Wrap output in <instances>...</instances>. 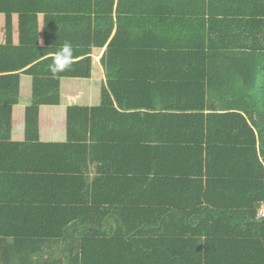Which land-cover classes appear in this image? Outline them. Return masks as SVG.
I'll return each instance as SVG.
<instances>
[{"label":"trees","instance_id":"obj_1","mask_svg":"<svg viewBox=\"0 0 264 264\" xmlns=\"http://www.w3.org/2000/svg\"><path fill=\"white\" fill-rule=\"evenodd\" d=\"M66 44L84 57L53 71L43 57ZM1 50L0 70L26 53L36 82L92 86L60 105L65 141L19 152L57 165L8 167V251L60 240L66 261L28 264H264V0H0Z\"/></svg>","mask_w":264,"mask_h":264},{"label":"crops","instance_id":"obj_2","mask_svg":"<svg viewBox=\"0 0 264 264\" xmlns=\"http://www.w3.org/2000/svg\"><path fill=\"white\" fill-rule=\"evenodd\" d=\"M3 18V17H2ZM5 23V21H3ZM116 31V23L114 24L110 37ZM104 48L100 50L98 55H92L96 62L100 60ZM0 52H3L2 50ZM3 54V53H0ZM58 53L56 51H48L46 55L43 57H58ZM17 59L10 62H3L2 69L0 70V77L13 76L11 80H0V117L4 122H0V146H4L3 150H8L7 155L3 154V157L0 159V214H6L8 211L12 214L11 217H15L20 213L19 210L9 211L4 210L6 207L17 206L12 201L7 202L9 199H15V195L17 193L18 184L15 182L8 181L6 179L7 175H12L13 172L8 171V167L13 166L18 173H23L21 168H25L28 165L32 166H40L42 169L52 168L54 164H58L56 159H43V157L38 155H25V158L20 157L19 152L24 150L27 145H29V150L35 151L33 144L40 142L42 144H48L49 142H62L66 140V128L68 125L66 124V117L64 114H61L62 107L60 105H65L67 103H84L87 100L88 94L91 91L92 86L85 84L80 85H70L69 87L65 84L64 79L59 78L58 81H46L43 83L36 82L35 77L29 74L28 70L40 59H35L30 62H25L27 60L26 53H18L16 54ZM84 56H80L77 58H72L70 61L80 60ZM12 58V55L10 59ZM5 59V60H10ZM0 62H2L0 60ZM90 66H94L93 64H86V68ZM18 67V68H15ZM71 69L72 67H68ZM40 71H48L51 72V67L48 65H43L39 69ZM70 71H73L71 69ZM103 72V70H102ZM55 77V76H53ZM34 80V84L32 81ZM105 79V78H104ZM103 82H105L103 80ZM39 90V93L33 91L34 88ZM87 88L89 91L87 92ZM45 89V91L43 90ZM49 89V90H48ZM44 91V92H43ZM53 93L54 98L48 97ZM16 94H14V93ZM58 92V93H57ZM55 101H59L58 105H49L48 103H54ZM36 103L38 105V114L31 111L30 113L25 112V107H28L31 104ZM45 103V104H44ZM7 107L9 110L7 111ZM46 107H57L58 113L55 111L49 113V110H46ZM46 113V114H44ZM27 119L31 122L34 120L36 122V126L31 125L30 130L26 131L27 128ZM35 128V130H33ZM31 138H28L30 137ZM36 138L37 140H33ZM36 141V142H35ZM0 152L4 153V151L0 150ZM23 152V151H22ZM41 152V151H40ZM10 156V157H8ZM20 159H28L27 161H21ZM3 167V169H2ZM92 167L89 166V177L87 181L91 182ZM91 171V172H90ZM29 175H31V180L34 178L40 177L44 175V173L37 171L34 174L31 170L28 171ZM53 173V172H49ZM91 175V176H90ZM32 182V181H30ZM29 182V184H30ZM19 197V196H18ZM20 198V197H19ZM32 198H35L32 196ZM264 206V202L261 203L260 207ZM7 216V215H6ZM18 226L19 223L17 224ZM27 244H35V243H25L21 242L18 246L13 247V249H6L5 247L13 246V238L8 237L4 241L0 238V264H28V261L35 262L36 260L43 261L45 259H52L51 253L55 255L57 260H67V254L63 255L61 250L58 248L64 243L55 240H48L47 242L40 245L42 251L41 255L31 254L29 249L31 246ZM35 246V245H34ZM33 247H31L32 249ZM28 251V252H26ZM105 257V256H104ZM103 257V258H104Z\"/></svg>","mask_w":264,"mask_h":264},{"label":"clouds","instance_id":"obj_3","mask_svg":"<svg viewBox=\"0 0 264 264\" xmlns=\"http://www.w3.org/2000/svg\"><path fill=\"white\" fill-rule=\"evenodd\" d=\"M63 53H67V55H60L58 56L53 64V71H60L67 67L70 63V56H71V45L66 44L62 49Z\"/></svg>","mask_w":264,"mask_h":264},{"label":"built area","instance_id":"obj_4","mask_svg":"<svg viewBox=\"0 0 264 264\" xmlns=\"http://www.w3.org/2000/svg\"><path fill=\"white\" fill-rule=\"evenodd\" d=\"M258 214L259 215H264V206H262L261 208H259Z\"/></svg>","mask_w":264,"mask_h":264}]
</instances>
